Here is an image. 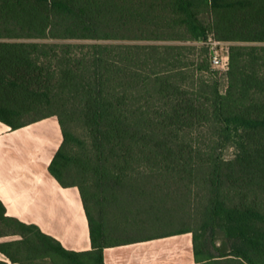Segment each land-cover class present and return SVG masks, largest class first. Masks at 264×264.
<instances>
[{"label":"trees","instance_id":"1","mask_svg":"<svg viewBox=\"0 0 264 264\" xmlns=\"http://www.w3.org/2000/svg\"><path fill=\"white\" fill-rule=\"evenodd\" d=\"M210 37L231 44L225 93ZM4 39L93 42L0 41V121L17 130L57 117L63 142L50 173L79 188L93 249L66 250L0 202V220L18 228L11 245L51 264H105L104 249L126 240L111 242L113 233L127 231L109 226L105 210L98 219L91 204L118 195L107 205L119 212L128 199L146 198L145 213L172 224V185L180 183L188 213L196 186L207 195L202 227L155 236L193 233L208 264H264V0H0ZM197 52L205 62L197 69L211 77L195 86L187 74ZM127 187L141 197L122 198Z\"/></svg>","mask_w":264,"mask_h":264},{"label":"crops","instance_id":"2","mask_svg":"<svg viewBox=\"0 0 264 264\" xmlns=\"http://www.w3.org/2000/svg\"><path fill=\"white\" fill-rule=\"evenodd\" d=\"M62 142L57 117L17 130L0 121V202L7 216L37 226L66 250L89 252L93 244L81 192L78 187H63L50 173ZM171 234L131 238L106 247L104 263L208 264L196 256L193 233ZM219 262L242 264L233 257Z\"/></svg>","mask_w":264,"mask_h":264},{"label":"rangeland","instance_id":"3","mask_svg":"<svg viewBox=\"0 0 264 264\" xmlns=\"http://www.w3.org/2000/svg\"><path fill=\"white\" fill-rule=\"evenodd\" d=\"M0 41H5V42H26V43H41V44H90L93 43L92 41H62V40H39V39H21V40H16V39H4ZM183 44V43H179ZM200 53L192 54L190 53L189 55V63L190 66L196 62L194 66L190 67V71L188 77L190 78L188 82L193 83V85L197 86L200 82L203 80H208L211 77V72L210 68L206 70H198V63H205L202 62L200 58H203L199 56ZM199 59V60H198ZM193 62V63H192ZM214 71V70H212ZM217 76L215 77V80L218 81L219 83V89L221 93H225L226 90L228 89V80L226 77L223 75H219L218 73L216 74ZM228 77V76H227ZM205 83V82H204ZM201 86V85H200ZM199 86V87H200ZM206 131V130H205ZM93 185V186H92ZM136 186H138L135 183ZM90 186L94 190L98 189L96 185L95 179H93L90 183ZM140 186L148 187V188H157L158 186H152V185H145L142 184ZM163 187V186H160ZM196 186L194 189V193L191 197L190 195V200L194 201V207L195 209L193 211H190V213L187 212V207L184 202L185 198L183 195L185 194L184 189L185 186L184 184L180 183H175L172 185V189L175 190L172 193L173 198L172 200H175L177 210H179L178 214V220L172 224H166V222H159L156 220V217L153 216V214H147L145 213V204H146V198L141 199H128V198H139L140 195L136 193V195L132 196L133 193H131L129 188L127 187L125 190H128L125 192V194L121 197L125 199H128L127 204L124 203V208L122 211L116 212L112 206H108L109 204L108 201L115 199L118 197V195L115 197V195H111L108 198H105L104 201L107 203L105 205L101 204H95L92 207V211L95 213V216L99 219V214L102 213L101 210H105L106 214L108 215L110 213V218H109V226H114L116 225L117 229L119 230H126L127 232L121 233L118 231L117 233H113L114 236H112V239L110 240L111 242L113 241H119V240H127L131 238H138V237H150V236H155L158 234H161L163 232H168L172 231L176 228L181 229V228H192L195 230H199L200 227H202V224L204 221L202 218V212L204 209L205 204L207 203V195H205L200 188H197ZM91 190V189H90ZM156 197H162V194L160 192H156L154 194ZM141 197V196H140ZM126 202V201H125ZM111 207V208H110ZM143 210V212L141 211ZM185 212V213H183ZM121 228V229H120ZM0 232L4 234H9V236L1 238V243H9L5 249L7 250L6 253L0 252V264H51L50 260H46L43 257V254L40 253L39 251H28L25 249L19 250L20 246H13L11 245L12 242L17 241L20 239L19 236H13L10 234H13L15 232H18V228L15 227L10 222L6 221H1L0 220ZM31 238L32 235H31ZM9 254V255H8ZM9 256L15 257L17 260L20 261V263H15L11 260Z\"/></svg>","mask_w":264,"mask_h":264},{"label":"built area","instance_id":"4","mask_svg":"<svg viewBox=\"0 0 264 264\" xmlns=\"http://www.w3.org/2000/svg\"><path fill=\"white\" fill-rule=\"evenodd\" d=\"M210 49V65L212 70L223 75L228 80V72L231 63V44L210 37L207 41Z\"/></svg>","mask_w":264,"mask_h":264}]
</instances>
